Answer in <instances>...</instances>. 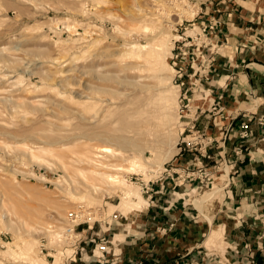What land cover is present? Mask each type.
Listing matches in <instances>:
<instances>
[{"label": "rangeland", "instance_id": "obj_1", "mask_svg": "<svg viewBox=\"0 0 264 264\" xmlns=\"http://www.w3.org/2000/svg\"><path fill=\"white\" fill-rule=\"evenodd\" d=\"M261 3L0 0V264H62L38 249L49 222L81 205L135 220L137 181L166 164L197 172L202 151L212 184H192L189 203L215 185L205 204L222 201L229 147L262 102L251 109V86L246 110H229L249 52H264ZM230 27L246 39L230 40ZM195 219L207 231L214 217Z\"/></svg>", "mask_w": 264, "mask_h": 264}, {"label": "crops", "instance_id": "obj_2", "mask_svg": "<svg viewBox=\"0 0 264 264\" xmlns=\"http://www.w3.org/2000/svg\"><path fill=\"white\" fill-rule=\"evenodd\" d=\"M261 2L259 12L258 8L254 11L264 21V1ZM244 27L245 23L241 29ZM258 27L264 35V22ZM234 29L229 28L230 40L237 42L235 37H241L244 41L246 38L234 34ZM253 52L249 54L255 61L246 65L248 72L238 76L229 110H246V99L243 101L239 95L251 86L255 96L251 109L258 99L262 102L250 116L248 137L230 143L229 186L224 198L205 204L218 194L220 189L215 185L212 193L201 194L190 204V195L199 188L193 190L188 183L176 185L162 175L152 193L142 196L146 202L140 216L124 223H110L109 248L111 254L121 258V264H264V57L256 56L264 52ZM222 66L223 71L228 70ZM201 210L214 217L207 231L202 222L193 220ZM215 230L222 231L221 235L212 234ZM116 235L120 236L117 240ZM210 238L214 244L209 248L206 244Z\"/></svg>", "mask_w": 264, "mask_h": 264}, {"label": "built area", "instance_id": "obj_3", "mask_svg": "<svg viewBox=\"0 0 264 264\" xmlns=\"http://www.w3.org/2000/svg\"><path fill=\"white\" fill-rule=\"evenodd\" d=\"M181 73V72H179ZM249 124H242L238 135L240 139L248 137ZM201 159H196L193 165L197 172H177L174 166L163 165L159 176L154 180L145 182L141 178L138 184L142 196L152 193L153 185L158 182L162 175L179 185L186 182L189 185L198 183L200 186L212 184L211 176L203 164L202 158H210L202 151ZM194 171V170H193ZM105 205L93 208L77 206L70 210L65 218L59 222H49L41 233L38 249L45 259L54 261V255L60 253L62 264H121V258L111 254L109 238L110 223L118 220L116 211L106 215ZM103 226L105 229L103 230ZM96 228V230H94ZM102 233L100 234V232ZM61 248L62 251L58 252ZM89 249V250H88ZM88 251L90 254H88Z\"/></svg>", "mask_w": 264, "mask_h": 264}, {"label": "bare ground", "instance_id": "obj_4", "mask_svg": "<svg viewBox=\"0 0 264 264\" xmlns=\"http://www.w3.org/2000/svg\"><path fill=\"white\" fill-rule=\"evenodd\" d=\"M105 151H107V150H105ZM93 156H94V155H93ZM97 157H99V156L97 155ZM94 158L97 159L96 157H94ZM96 162H97V160H96ZM96 165H97V164H96ZM94 168H95V167H94ZM94 168H93V169H94ZM108 178H109V180L112 181L113 183H115L116 181L118 182V180H117L116 178H111V177H109V176H108ZM117 182H116V184H117ZM118 184H119V183H118ZM120 184H121V183H120ZM139 188H140V187H139Z\"/></svg>", "mask_w": 264, "mask_h": 264}]
</instances>
